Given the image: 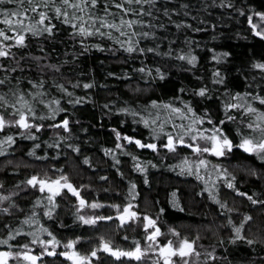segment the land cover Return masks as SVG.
<instances>
[{
	"label": "trees",
	"instance_id": "trees-1",
	"mask_svg": "<svg viewBox=\"0 0 264 264\" xmlns=\"http://www.w3.org/2000/svg\"><path fill=\"white\" fill-rule=\"evenodd\" d=\"M263 14L264 0H0L7 264H72L73 250L151 264L130 258L147 249L143 219L157 248L191 241L195 264H264V157L235 146L264 141ZM212 136L234 147L211 154ZM55 166L107 204L97 215L135 217L85 222L74 199L31 184Z\"/></svg>",
	"mask_w": 264,
	"mask_h": 264
},
{
	"label": "rangeland",
	"instance_id": "rangeland-1",
	"mask_svg": "<svg viewBox=\"0 0 264 264\" xmlns=\"http://www.w3.org/2000/svg\"><path fill=\"white\" fill-rule=\"evenodd\" d=\"M257 24L255 26V29L258 33H261L264 35V14L260 15L259 18L257 19ZM211 143L212 144H208L209 147H211V149L208 150L209 153L213 154V152H217L220 151L222 153L218 154L219 156L221 155H225L227 150H230L234 147V145L232 144L231 147H228V144L226 142L222 143L219 138L217 137H211ZM173 144V143H172ZM224 144V145H223ZM235 146H239L241 149H243L244 151H247V153H253V154H262L260 155V157H264V141L258 144H254L253 142L250 141H244L241 144L235 145ZM229 148V149H228ZM213 149H215L213 151ZM221 149V150H220ZM206 152V153H208ZM199 155V159L202 160L203 159V155L201 154H197ZM199 160V161H200ZM91 215V213H90ZM135 216H133L132 218H134ZM131 218V220H132ZM141 224L143 225L144 229V235L146 234V241H147V249L141 250L139 249V258L141 259L143 256H146L147 261H149L151 264H170L168 262L167 258H164L161 254H162V249L166 246L167 243L171 242L172 246L175 248L176 250V255L171 259V264H195L199 259H200V255L198 254V252H196L194 250V244L187 240V239H174L173 241H168L166 243H164L162 246L160 247H155L154 243L150 240L151 237H156L158 235H161V228L157 227L156 228V221L153 220V222L150 219H143L141 220ZM155 227V228H154ZM150 231L151 233L148 235V232ZM171 233H175V231H172ZM190 244L193 245V248L191 250V252L188 255H181L180 251L185 248L188 247ZM139 248V247H137ZM136 250L134 249L132 250V254L135 255L136 254ZM194 251V252H193ZM193 252V254H192ZM149 256V257H148ZM178 258L177 260L175 258Z\"/></svg>",
	"mask_w": 264,
	"mask_h": 264
},
{
	"label": "flooded vegetation",
	"instance_id": "flooded-vegetation-1",
	"mask_svg": "<svg viewBox=\"0 0 264 264\" xmlns=\"http://www.w3.org/2000/svg\"><path fill=\"white\" fill-rule=\"evenodd\" d=\"M58 170H59V168L55 166V174H53L51 172L52 176L53 177L56 176V177H54L50 180L34 179L31 182V184L33 186H38L42 192L48 193L50 195V197H52V198H56V197L61 196V197H69V198L74 199L79 213L82 214V216L84 217V221L87 223H93L94 224V223L103 222V221L109 222V221H112L114 218H115L116 222L119 223V225H126V224L130 223L131 220H129L125 223H121L118 219V215H120L126 209L127 206L122 211H119L118 213H116L115 216H103L101 213H100V215H97L98 210L104 206H107V204H103L100 202V203H96L94 205L93 203L89 202L88 201V200H90L89 197L91 195L95 194V192L91 191L90 188H87L88 185L87 184L85 185L83 181H79V182H82L81 185H80V183H79V185H76V183L74 181H70V179H71V171L70 170H67L66 173H63L61 175H59ZM69 174H70V176H69ZM41 181H45L47 184L48 183H57L60 186V191H58V192L55 190L48 191L46 189V186L43 187L41 185ZM86 191H88V192H86ZM0 199H1V194H0ZM3 199H4V197H3ZM84 207H86V209H84ZM5 210H7V209H5ZM8 211H11V210H8ZM131 211L134 212L133 209H131ZM90 213H91V215H90ZM106 248H107V246H106ZM75 253L78 254L76 251L73 250L72 254H75ZM62 254H63L62 255L63 259L74 264L71 257L66 258V256H68L67 254H70V252H62ZM126 255L128 256L129 253H127ZM52 257H55V254ZM131 257L136 258L135 255L132 254V251H130V258ZM25 258L28 259L31 263H39L41 260V257L36 256V255H29ZM9 259H10V255H9ZM136 259H140V258H136ZM82 262H84L83 258H82L81 263ZM168 262L170 263L171 261L168 259Z\"/></svg>",
	"mask_w": 264,
	"mask_h": 264
},
{
	"label": "water",
	"instance_id": "water-1",
	"mask_svg": "<svg viewBox=\"0 0 264 264\" xmlns=\"http://www.w3.org/2000/svg\"><path fill=\"white\" fill-rule=\"evenodd\" d=\"M22 125L24 128L27 127V121L26 120H23L22 121ZM3 127H4V119L3 117L0 115V131L3 130ZM228 144V147H231L232 146V142H227ZM152 147V146H151ZM41 185L44 187L46 186V189L48 191H60V186L57 184V183H46L45 181H41ZM132 216H135V213L134 212H131V206H127L125 211L122 212L120 215H118V219L121 223H125L127 221H129L131 219ZM193 248V245L190 244L188 247H185L183 248L181 251H180V254L181 255H188L191 250ZM162 255L166 258H169V259H172L175 254H176V250L175 248L170 244H166V246L162 249ZM109 254L111 256H113L114 258L118 259L120 257V252L118 250H110L109 251ZM68 256H66V258L68 257H71L72 258V261L74 264H80L81 261H82V257L78 254H67ZM51 256H54V252L51 253ZM140 254H139V249L136 250V254H135V257L136 258H139ZM9 261V253L8 251L6 250H3L0 252V264H7Z\"/></svg>",
	"mask_w": 264,
	"mask_h": 264
}]
</instances>
